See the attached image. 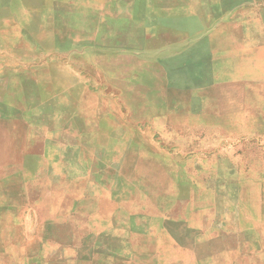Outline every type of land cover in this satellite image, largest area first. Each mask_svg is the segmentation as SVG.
I'll return each instance as SVG.
<instances>
[{
    "label": "rangeland",
    "instance_id": "1",
    "mask_svg": "<svg viewBox=\"0 0 264 264\" xmlns=\"http://www.w3.org/2000/svg\"><path fill=\"white\" fill-rule=\"evenodd\" d=\"M0 264H264V0H0Z\"/></svg>",
    "mask_w": 264,
    "mask_h": 264
}]
</instances>
